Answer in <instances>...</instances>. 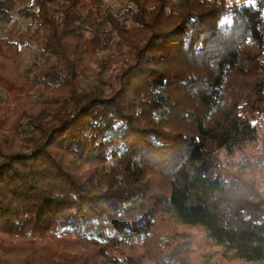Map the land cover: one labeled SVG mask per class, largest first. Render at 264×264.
I'll return each instance as SVG.
<instances>
[{"label":"trees","instance_id":"1","mask_svg":"<svg viewBox=\"0 0 264 264\" xmlns=\"http://www.w3.org/2000/svg\"><path fill=\"white\" fill-rule=\"evenodd\" d=\"M124 6L0 0V264H264V0Z\"/></svg>","mask_w":264,"mask_h":264},{"label":"rangeland","instance_id":"2","mask_svg":"<svg viewBox=\"0 0 264 264\" xmlns=\"http://www.w3.org/2000/svg\"><path fill=\"white\" fill-rule=\"evenodd\" d=\"M111 3L113 5V7L116 10L119 11V10H121V9H123L125 7L124 5H126V0H111ZM13 13H14L13 19L11 21H7V24H8L7 28L12 27L14 25V22H15L16 19H17L18 26L26 24L24 18L18 12V8L17 7L14 9ZM34 58H35V54L34 53H30L29 56H27V58H25V62H24L25 66H28L29 63L31 62V60H33ZM104 74L108 75L109 72L106 71ZM95 80H96V77L94 75H91V77L89 79L88 78H84L83 79V83L86 85L89 81H95ZM41 95H42L41 90L37 89V90L33 91V96L35 98H38Z\"/></svg>","mask_w":264,"mask_h":264}]
</instances>
